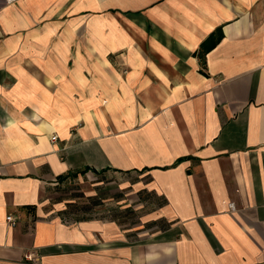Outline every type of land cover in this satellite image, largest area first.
<instances>
[{"label": "crops", "instance_id": "obj_1", "mask_svg": "<svg viewBox=\"0 0 264 264\" xmlns=\"http://www.w3.org/2000/svg\"><path fill=\"white\" fill-rule=\"evenodd\" d=\"M26 251L264 264V0H0V264Z\"/></svg>", "mask_w": 264, "mask_h": 264}, {"label": "built area", "instance_id": "obj_2", "mask_svg": "<svg viewBox=\"0 0 264 264\" xmlns=\"http://www.w3.org/2000/svg\"><path fill=\"white\" fill-rule=\"evenodd\" d=\"M8 1H14V0H8ZM56 138L57 136L54 135L52 139H56ZM229 206L231 209H236V206L233 203L229 204ZM7 221L10 222L12 225L17 224V220L12 214H9L7 216ZM24 260L27 264H41L40 257L35 251H26V253L24 254Z\"/></svg>", "mask_w": 264, "mask_h": 264}, {"label": "rangeland", "instance_id": "obj_3", "mask_svg": "<svg viewBox=\"0 0 264 264\" xmlns=\"http://www.w3.org/2000/svg\"><path fill=\"white\" fill-rule=\"evenodd\" d=\"M53 138V137H52Z\"/></svg>", "mask_w": 264, "mask_h": 264}]
</instances>
